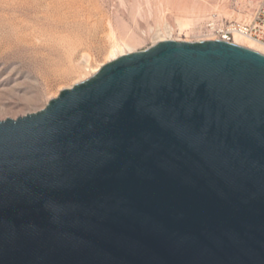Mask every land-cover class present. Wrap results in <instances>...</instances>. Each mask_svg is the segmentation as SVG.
Masks as SVG:
<instances>
[{"label":"water","instance_id":"1","mask_svg":"<svg viewBox=\"0 0 264 264\" xmlns=\"http://www.w3.org/2000/svg\"><path fill=\"white\" fill-rule=\"evenodd\" d=\"M0 264H264V56L164 41L0 120Z\"/></svg>","mask_w":264,"mask_h":264},{"label":"rangeland","instance_id":"2","mask_svg":"<svg viewBox=\"0 0 264 264\" xmlns=\"http://www.w3.org/2000/svg\"><path fill=\"white\" fill-rule=\"evenodd\" d=\"M261 2L0 0V120L45 109L63 88L91 75L113 42L127 39L131 31L139 37L133 42L137 52L160 39L200 43L208 37L210 16L237 20ZM179 19L190 23L182 31Z\"/></svg>","mask_w":264,"mask_h":264},{"label":"built area","instance_id":"3","mask_svg":"<svg viewBox=\"0 0 264 264\" xmlns=\"http://www.w3.org/2000/svg\"><path fill=\"white\" fill-rule=\"evenodd\" d=\"M206 25L207 40L233 43L235 35H241L264 44V2L255 8L249 21L223 22L217 15H212Z\"/></svg>","mask_w":264,"mask_h":264},{"label":"bare ground","instance_id":"4","mask_svg":"<svg viewBox=\"0 0 264 264\" xmlns=\"http://www.w3.org/2000/svg\"><path fill=\"white\" fill-rule=\"evenodd\" d=\"M252 14H253V10L251 12L247 13L244 17L241 16V15H238V16L236 15L237 16V20L238 21H249L251 19V17H252ZM177 23H178V27H179L180 31H182V29L184 27H187L190 24L189 20H186V19L185 20L184 19H179L177 21ZM165 33L168 34L169 31L168 32L166 31ZM137 40H139V37L133 31L130 32V36L127 39H121V41L115 40L113 42V45H112V47H111V49H110V51H109V53L107 55V58H106L104 63H102L99 66H97L92 71V74L91 75L89 74L88 77L82 78L80 80L75 81L72 85H69L68 87L63 88V90L70 89V88L76 86L77 84L79 85V83L81 84V82L82 83L85 82V80H88L92 76L97 75L101 71V67L104 66L105 64H109L111 62H114V61L118 60L119 58H121L123 56H127V55H131V54L137 53V51L134 48V44H133V42H135ZM176 40H180V39H176ZM204 40L206 41L207 39H204ZM164 41H174V40H172V39H160V40H156L154 45H156V44H158L160 42H164ZM185 41H187V40H185ZM177 42H179V41H177ZM233 44L241 46V47H244V48H247V49H250V50H253V51H255V52H257V53H259V54L264 56V44L260 43V42H257V41H255V40H253L251 38H248V37H245V36H241V35H235L234 40H233Z\"/></svg>","mask_w":264,"mask_h":264}]
</instances>
